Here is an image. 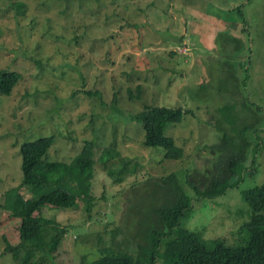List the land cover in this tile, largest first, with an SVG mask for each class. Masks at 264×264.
<instances>
[{
  "label": "rangeland",
  "instance_id": "obj_1",
  "mask_svg": "<svg viewBox=\"0 0 264 264\" xmlns=\"http://www.w3.org/2000/svg\"><path fill=\"white\" fill-rule=\"evenodd\" d=\"M0 69L21 75L0 94V264H16L6 238L17 243L20 223L4 195L22 179L21 143L40 136L53 137L48 160L69 162L85 140L96 159L90 211L81 200L42 206L64 231L55 251L37 254L42 264L92 261L101 247L136 253L171 173L193 194L180 225L243 243L241 189L264 179V0H0ZM146 105L183 110L165 129L181 158L144 144L133 116ZM107 148L119 152L108 167ZM230 168H244L237 185L193 193Z\"/></svg>",
  "mask_w": 264,
  "mask_h": 264
},
{
  "label": "trees",
  "instance_id": "obj_2",
  "mask_svg": "<svg viewBox=\"0 0 264 264\" xmlns=\"http://www.w3.org/2000/svg\"><path fill=\"white\" fill-rule=\"evenodd\" d=\"M20 77L16 70L0 69V94L10 95ZM137 91L139 97L141 86ZM130 95L134 97L131 91ZM223 106L220 111L224 110ZM182 114L179 107L146 105L133 118L143 123L147 148L162 149L165 159H179L183 149L165 134V129L168 124L179 122ZM52 143V136H40L21 143L22 179L4 195L3 206L11 210V215L20 218L17 243L14 245L6 238V252L13 255L16 264H42V256L37 257V254H50L60 244L64 231L45 222L48 218L40 213L42 206L74 207L81 200L90 211L94 204L92 179L96 159L93 142L85 140L80 152L69 162L45 158ZM259 147L257 142L255 150ZM118 155L119 152L107 148L101 159L108 167L110 160ZM243 159L237 158L242 163ZM243 170L241 168L235 175L234 169L230 168L225 177L213 176L206 189L194 187L193 193L206 197L223 194L226 188L242 180ZM110 173L115 174L112 170ZM163 178L170 184V192L165 201L154 208L156 224L143 230L146 243L139 245L136 253L101 247L97 259L86 261L82 257L78 264H264V179L241 189V197L250 205V217L244 223L247 236L243 243L230 245L224 238L206 237L201 229L192 230L180 225V218L192 205L193 194L182 187L175 173ZM23 188L30 195H24Z\"/></svg>",
  "mask_w": 264,
  "mask_h": 264
}]
</instances>
